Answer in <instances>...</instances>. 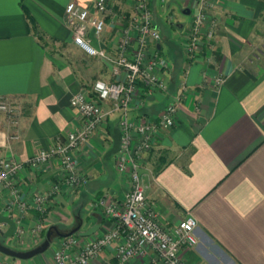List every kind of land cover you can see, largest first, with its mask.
Instances as JSON below:
<instances>
[{
  "label": "crops",
  "instance_id": "1",
  "mask_svg": "<svg viewBox=\"0 0 264 264\" xmlns=\"http://www.w3.org/2000/svg\"><path fill=\"white\" fill-rule=\"evenodd\" d=\"M72 1L85 6L94 0H0V98L21 111L16 124L0 112V162L23 165L15 184L19 199L28 203L58 179L55 162L37 168L27 162L78 128L80 117L70 106L71 97L91 92L97 81H112L104 62L73 44L65 22V7ZM108 1L116 13H128L133 4ZM209 1L208 13L217 24L212 69L225 80L217 90L208 82L203 85L202 60L186 67L183 59L182 37L191 19L184 12L191 2L168 0L161 16L156 8L161 9L160 0H151L161 35L159 55L172 66L170 92H177L186 72L187 93L175 127L159 132L144 157L141 181L162 225L174 226L187 216L196 220L198 243L186 255L189 264H264V0ZM176 8H182L185 18L167 21ZM116 38L107 26L101 41L93 43L111 52ZM169 102V96L147 95L142 109L132 114L155 119ZM102 107L107 112L110 104ZM117 122V113L110 114L107 127L78 153L88 183L78 191L62 189L54 197L39 238L31 235L39 215L27 210L19 223L22 237H0L1 244L24 252L38 246L49 229L67 234L98 226L85 240L110 231L111 224L90 205L105 193L120 200L126 188L115 169ZM9 202L8 192L0 195V217L17 214L8 210ZM7 229L0 224V231ZM52 249L28 260L0 253V264H45ZM104 261L115 263L114 245L92 264ZM134 264L151 263L136 259Z\"/></svg>",
  "mask_w": 264,
  "mask_h": 264
},
{
  "label": "built area",
  "instance_id": "2",
  "mask_svg": "<svg viewBox=\"0 0 264 264\" xmlns=\"http://www.w3.org/2000/svg\"><path fill=\"white\" fill-rule=\"evenodd\" d=\"M167 1L160 0L161 10L166 9ZM189 1L191 19L182 37L183 59L186 67L202 60L203 85L208 82L217 90L225 80L212 69L217 25L208 13L212 4L209 0ZM167 19L174 21L171 15ZM65 22L73 44L87 56L104 62L112 81H97L91 92L82 90L74 94L69 103L79 113L78 128L28 160L27 165L34 168L55 162L59 170L57 181L47 191L36 195L31 203L19 199V188L15 184L23 165L0 162V195L8 192V210H17L15 216H10L16 226L15 237L23 235L19 227L23 212L34 210L39 215L31 231L34 238H39L54 197L62 189L72 192L87 185L88 178L79 168L78 153L95 133L107 127L108 116L117 113L119 147L115 169L125 179L126 188L120 200L105 193L90 205L91 209L99 210L112 227L89 240L77 235L61 238L59 248L45 264H92L112 245L114 264H134L136 259H148L151 264H189L186 255L198 243L196 220L187 216L174 226L162 225L145 196L141 181L144 157L153 150L159 132L175 127L187 93L186 72L181 74L177 92H170L167 76L172 66L167 58L159 55L156 44L161 41V35L154 23L151 0H133L128 13H116L108 0H94L85 6L72 1L65 7ZM107 26L115 30L117 36L111 52L93 43L101 41ZM147 95L170 97L169 104L155 119L132 114L142 109ZM102 103L110 104L109 111H103ZM0 112L14 124L21 115L20 108L5 98H0Z\"/></svg>",
  "mask_w": 264,
  "mask_h": 264
},
{
  "label": "water",
  "instance_id": "3",
  "mask_svg": "<svg viewBox=\"0 0 264 264\" xmlns=\"http://www.w3.org/2000/svg\"><path fill=\"white\" fill-rule=\"evenodd\" d=\"M184 13L185 14L189 13V10H186ZM0 224H6L8 226V229L6 230V232L0 231V237L12 238L15 236L16 226H15V223L13 222V220L11 218L0 217ZM97 230H98V226L95 225V226H92L91 228L87 229L84 232H78V229H76V230H73L67 234H60L58 232H56V234L59 238H65V237H69L72 235H77L80 237L87 238V237L94 235L97 232ZM52 237H53L52 229H49L46 232L44 240L38 246H36L35 248H33L31 250L24 251V252L16 251V250H13L11 248H8V247L4 246L3 244H1V242H0V253L5 255V256L14 258V259L28 260V259H31L35 256H38V255L45 253L50 247Z\"/></svg>",
  "mask_w": 264,
  "mask_h": 264
},
{
  "label": "rangeland",
  "instance_id": "4",
  "mask_svg": "<svg viewBox=\"0 0 264 264\" xmlns=\"http://www.w3.org/2000/svg\"><path fill=\"white\" fill-rule=\"evenodd\" d=\"M169 3V2H168ZM158 4H160L159 2H158ZM157 8V12H159L160 13V15L162 16V14H164V10H159V6H157L156 7ZM175 14H172L171 15V17H173V20H175L176 19V17H177V19H184L185 18V16L183 15V13H182V8H176L175 9V12H174ZM164 47V46H163ZM165 48V47H164ZM85 215V214H84ZM61 230L63 231V228H61ZM44 238H45V235H44V237H43V239L40 241V243L44 240ZM58 242H59V238H58V236H57V234L55 233V232H53V237H52V240H51V245H50V248H53L52 249V251L51 252H53V251H57V249L59 248V245L57 246V244H58ZM39 243V244H40ZM38 244V245H39ZM54 245V246H53ZM56 246H57V248H56Z\"/></svg>",
  "mask_w": 264,
  "mask_h": 264
}]
</instances>
